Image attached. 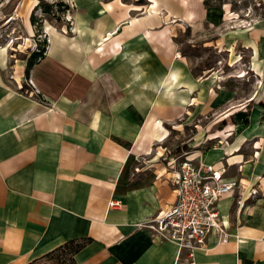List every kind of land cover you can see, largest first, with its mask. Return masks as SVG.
Masks as SVG:
<instances>
[{"label": "crops", "instance_id": "obj_1", "mask_svg": "<svg viewBox=\"0 0 264 264\" xmlns=\"http://www.w3.org/2000/svg\"><path fill=\"white\" fill-rule=\"evenodd\" d=\"M73 2L70 33L43 23L46 52L28 76L27 60L8 68L0 50V264L83 239L76 264H264V12L230 17L227 1L209 0ZM24 26L32 38L29 17ZM196 27L219 31L209 44L252 73L248 91L212 68L195 75L175 37ZM172 124L197 127L184 144L237 182L217 202L228 241L210 236L192 258L139 226L175 201L176 155L163 154ZM132 158L152 178L130 188L123 178L116 190Z\"/></svg>", "mask_w": 264, "mask_h": 264}, {"label": "rangeland", "instance_id": "obj_2", "mask_svg": "<svg viewBox=\"0 0 264 264\" xmlns=\"http://www.w3.org/2000/svg\"><path fill=\"white\" fill-rule=\"evenodd\" d=\"M42 1L48 4H54L57 2L64 3L61 7V11H57L56 17L60 18L59 21L56 20L55 16L46 14L41 9H35L39 0H0V50L6 53L8 58V68L11 67L15 60L27 58L32 51H35L38 40H46L48 44V36L44 33L43 23H50L55 27L63 24L66 28V32H71V24L75 11L74 0ZM209 2L217 7L227 4L228 6H226L225 9H227V15L230 17H233L234 15L243 16V14H246L249 17L253 12L257 14L264 12V8L260 6L259 3L250 0H209ZM229 11H231V13ZM31 15H33L39 22H42V33L37 36H35L36 29L32 25L34 30L32 38L28 36L24 26L25 20H27L28 17L30 20ZM231 26L236 25L229 21V23L224 25L223 28ZM238 26L249 28L250 24L246 21H242L238 23ZM196 28L193 32L188 28L182 29L175 37L179 50L185 55L195 75H203V72H206V69L212 68L218 75L217 80L222 79L223 82H226L227 87L236 86L241 93L248 91L250 89V83L253 80L252 73L248 70L245 72H237L232 66H230L231 63L227 59L226 52L222 50V46L215 47L214 44H209L211 40L214 42L215 37L219 36L217 35L219 31L216 32L211 29H206V27L204 29H202L203 27ZM32 39H34V41L36 40L34 42L35 45H32ZM247 61L248 56L245 53L241 60L243 67L247 66ZM240 75L245 77H243V79H238V76ZM216 87L220 88V85L217 84ZM196 130L197 127L194 129L192 126L182 129H179L176 124L169 126L168 137L163 140L167 146V149L164 150L163 154L169 155L176 146H181L184 142L189 141L194 137ZM190 149L192 148L187 146V150ZM144 163H146V165L143 166ZM148 166L149 164H147L145 160H133L132 158L128 164L125 175L126 179L132 180L133 178L132 181L128 182L129 187L145 184L150 181L152 178V171ZM41 263L74 264L71 254L68 253L65 255L62 253L58 256L54 255L53 258L44 260Z\"/></svg>", "mask_w": 264, "mask_h": 264}, {"label": "built area", "instance_id": "obj_3", "mask_svg": "<svg viewBox=\"0 0 264 264\" xmlns=\"http://www.w3.org/2000/svg\"><path fill=\"white\" fill-rule=\"evenodd\" d=\"M171 162L176 168L175 201L139 226L160 241L175 243L180 252L186 251L192 258L194 251L206 250L210 236H215L219 243L228 241L230 234L220 219L217 202L233 194L237 182L224 180L212 165H205L201 150H187Z\"/></svg>", "mask_w": 264, "mask_h": 264}, {"label": "trees", "instance_id": "obj_4", "mask_svg": "<svg viewBox=\"0 0 264 264\" xmlns=\"http://www.w3.org/2000/svg\"><path fill=\"white\" fill-rule=\"evenodd\" d=\"M64 5V3L62 2H57L54 4H48L46 2H43L42 0H39V3L36 5L35 9H41L44 13L46 14H50L52 16H55L56 20L59 21V17H56L57 15V11H61V7ZM34 9V10H35ZM68 9V8H66ZM30 22L31 25H33L36 29V35H40L42 33V22H39L33 15H31L30 17ZM46 48H47V42L46 40H42V41H37V48L35 51H32L30 53V55L27 58H24L25 60H27V68H26V74L28 76L29 74V70L32 67V65L40 58H42L46 52ZM224 122L219 124V127H221V125H223ZM187 151V146L184 144L182 146H177L174 150H173V154L178 156L181 153ZM127 172V167L124 168L122 175L120 177V179L118 180L117 183V187L116 190H119V186L121 184V180H123V178H125ZM126 188H130L128 185L126 186ZM90 239H83L80 241H75V240H70L68 242H66L65 244L55 248L54 250L33 259L32 261H30L29 263L26 264H42L41 262L44 260H48L53 258V256L55 255H60V253L62 254H71V258L74 264L75 261L73 259V254L78 251L79 249H81L87 242H89Z\"/></svg>", "mask_w": 264, "mask_h": 264}, {"label": "bare ground", "instance_id": "obj_5", "mask_svg": "<svg viewBox=\"0 0 264 264\" xmlns=\"http://www.w3.org/2000/svg\"><path fill=\"white\" fill-rule=\"evenodd\" d=\"M165 131V130H164Z\"/></svg>", "mask_w": 264, "mask_h": 264}]
</instances>
